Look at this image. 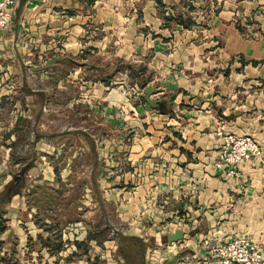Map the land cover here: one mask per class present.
<instances>
[{"label":"crops","instance_id":"1","mask_svg":"<svg viewBox=\"0 0 264 264\" xmlns=\"http://www.w3.org/2000/svg\"><path fill=\"white\" fill-rule=\"evenodd\" d=\"M94 1L90 17L86 0H15L11 22L0 30L3 74H24L22 63L37 64L57 43L64 45L61 39L74 43L76 51V43L88 38L84 43L98 49L115 41V53L122 57L150 56L157 106L135 107L127 143L131 176L121 178L114 190L122 234L138 236L144 251L130 262L114 253L120 241L105 240L103 246L91 239L92 248L66 263L165 264L178 251L176 261L167 264H219L205 248L211 238L242 234L264 244V0ZM190 5L200 10L195 25L163 27L157 9ZM209 6L215 11L204 22L202 12ZM24 116L29 114H10L5 136L17 134ZM220 128L251 134L261 145L260 154L234 166L235 174L228 173L232 165L219 162ZM10 147L4 161L10 160ZM23 174L8 175L3 184ZM19 194L7 203L19 200ZM177 228L182 238L169 242L168 234ZM7 231L4 227L0 236ZM104 251L113 253L102 262L97 255Z\"/></svg>","mask_w":264,"mask_h":264},{"label":"rangeland","instance_id":"2","mask_svg":"<svg viewBox=\"0 0 264 264\" xmlns=\"http://www.w3.org/2000/svg\"><path fill=\"white\" fill-rule=\"evenodd\" d=\"M86 2L91 17L97 7H92L94 0ZM214 11L215 7L206 8L203 21ZM199 12L193 5L157 9L169 31L191 28ZM84 39L76 43L77 51L74 43L61 39L64 45L57 43L58 48L50 49L37 64L22 63L24 74L0 72V190L7 176L20 172L23 164L36 166L23 174L19 200L0 203V221L6 220L8 228L0 236V264H51L49 260L59 259L67 264L70 256L76 258L93 247L91 239L99 245L103 241V246L105 240L120 241L114 253L130 262L144 251L138 236L122 234L114 190L121 178L131 176L127 143L134 132L129 120L137 114L135 107L157 106V82L147 64L150 56L122 57L115 53V41L98 49ZM9 81L12 85L7 86ZM15 112L29 117H22L16 135L5 136L9 116ZM9 145L10 160L4 161ZM215 241L209 239L205 248L211 250ZM175 252L165 264L176 261L180 252ZM112 253L97 256L103 262Z\"/></svg>","mask_w":264,"mask_h":264},{"label":"built area","instance_id":"3","mask_svg":"<svg viewBox=\"0 0 264 264\" xmlns=\"http://www.w3.org/2000/svg\"><path fill=\"white\" fill-rule=\"evenodd\" d=\"M15 0H0V30L9 26L14 14ZM216 134L222 138L219 162L233 167L229 174H235V165L242 160L261 152L259 141L251 134L234 131L224 132L221 128ZM210 253L219 264H264V244L255 242L246 235H235L229 239L211 243Z\"/></svg>","mask_w":264,"mask_h":264},{"label":"trees","instance_id":"4","mask_svg":"<svg viewBox=\"0 0 264 264\" xmlns=\"http://www.w3.org/2000/svg\"><path fill=\"white\" fill-rule=\"evenodd\" d=\"M31 164L29 162H26L22 168L21 171L19 172L20 175L23 174L24 171H26ZM25 185L24 178H21V176H14L11 178L7 183H5L4 188L0 192V203L7 202L9 201L10 197L15 194L20 192L21 187ZM6 220H1L0 221V231H2L5 227L4 222Z\"/></svg>","mask_w":264,"mask_h":264},{"label":"water","instance_id":"5","mask_svg":"<svg viewBox=\"0 0 264 264\" xmlns=\"http://www.w3.org/2000/svg\"><path fill=\"white\" fill-rule=\"evenodd\" d=\"M49 63H50V61H48V64ZM145 89L147 92H149V91H151V86H146ZM182 236H183V230L180 228H177L173 232L168 234L167 238H168L169 242H173V241H176V240L182 238Z\"/></svg>","mask_w":264,"mask_h":264}]
</instances>
